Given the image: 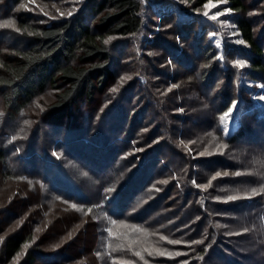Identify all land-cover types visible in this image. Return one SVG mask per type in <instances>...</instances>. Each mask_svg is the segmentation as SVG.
Returning a JSON list of instances; mask_svg holds the SVG:
<instances>
[{
  "label": "trees",
  "instance_id": "16d2710c",
  "mask_svg": "<svg viewBox=\"0 0 264 264\" xmlns=\"http://www.w3.org/2000/svg\"><path fill=\"white\" fill-rule=\"evenodd\" d=\"M182 1L0 3V264H264V0L257 24L247 0ZM209 2L231 9L221 56Z\"/></svg>",
  "mask_w": 264,
  "mask_h": 264
},
{
  "label": "rangeland",
  "instance_id": "374dc122",
  "mask_svg": "<svg viewBox=\"0 0 264 264\" xmlns=\"http://www.w3.org/2000/svg\"><path fill=\"white\" fill-rule=\"evenodd\" d=\"M84 1L85 0H26V2H24V5H26V6L28 5L27 8L25 7L28 12L38 13V14L43 16V19H46L47 21H49V20L61 19L64 17L65 14H68V13L72 14L74 12L79 11L81 9V6L84 3ZM140 1L143 4V8H145V10L148 12L147 14H150V12L152 11L156 16H157L158 12L166 10V8H168L167 10H174V9L176 10V8L179 7L178 4L180 5L181 3H183L182 0H140ZM256 1H258V0H256ZM251 2H253V0H247L246 1L247 6L251 5V6H249L251 11H249L248 16H252V17L254 16L253 20H255L256 24H257L258 22H260V20L257 18L259 12L255 11V10L258 7H260L262 2L261 3L259 2L257 4H253V5L251 4ZM207 4L215 5V6L206 8L204 5L202 7V9L198 10L199 13H196V14L200 15L201 21L204 24H207L209 26V28L212 30V32L215 33L212 36H210V39H211L210 42H212V44H214V47L219 52V56H221L224 53V47H225V41H224L225 33L224 32L227 31V33L229 35L231 33L230 30H231L232 25L227 20L229 12L228 13L224 12V10L227 8V6H225V4H223L222 2H217V3L216 2H209ZM252 6H256V8H253ZM188 8H191V7L189 6ZM217 12L222 13V15L218 16L216 20L211 19V17L215 16L217 14ZM205 13H207V15H205ZM156 16H154V18L152 19V21H151L152 24H149V25L151 26L154 24V25H156V28H157L158 27L157 24L159 23V19ZM147 20L150 21L151 19H147ZM224 29H225V31H224ZM125 41H127V40H125ZM142 41H143V38L141 36H138L137 38H135V40H132V41L129 40L127 42H129L128 43L129 46H134V48H136L138 46L139 42L141 43ZM217 41H219V46L217 45ZM122 44H123V41H117L114 43V46H116L120 49L121 47H123V46L119 47ZM119 49H117L114 52V57L120 59V56L122 53L121 63H124L125 65L128 66V68L124 72L129 74V73L133 72L131 70V66L133 65V63H131L129 61L130 59L126 55V51H124L123 48H121L120 51H119ZM122 50H123V52H121ZM146 54H148V53H146ZM142 63L146 64L144 60H142ZM129 68H130V70H128ZM124 74L125 73H123L122 75H124ZM122 75H120L119 79L123 78ZM156 78L157 77H153V82H157ZM121 81L122 80H120V82ZM124 85H129V81ZM120 86H122V84H120ZM100 97H102V96H99L98 99ZM51 98H52V91L48 90V93H46V95L44 97H42L39 102L47 104L48 102L51 101ZM189 102H191V100H189ZM81 106L84 108V104ZM92 107H94V106L91 105L90 108H92ZM235 114H236V111L234 110L231 117L225 119L226 126H228V129H229L228 132L231 131V129L234 125ZM125 238H128V237H125ZM131 242H133V241H131ZM142 247L144 248V247H148V246L145 245ZM144 249L146 250L149 248H144ZM13 264H18V263H17V261H15Z\"/></svg>",
  "mask_w": 264,
  "mask_h": 264
},
{
  "label": "snow or ice",
  "instance_id": "6c2138e0",
  "mask_svg": "<svg viewBox=\"0 0 264 264\" xmlns=\"http://www.w3.org/2000/svg\"><path fill=\"white\" fill-rule=\"evenodd\" d=\"M2 2H3V0H0V3H2ZM214 6H215V5H209V4H206V5H205L206 8H207V7H214ZM224 12H225V13L231 12V9L226 8V9L224 10ZM68 15H71V13H68ZM205 15H207V13H205ZM220 15H222V13L217 12V14H216L215 16H212L211 19L216 20L217 17L220 16ZM11 23H12L11 21H6L4 24H0V27H5V26H7L8 24H11ZM15 30H16L17 32L20 31L19 28L15 29ZM212 35H213V33H209V36H212ZM111 39H112V37H109L108 40H105V41H104V43H105V44H108L109 40H111ZM241 43H243V42L241 41ZM217 45L219 46V41H217ZM234 64L237 65V66H239L240 68H243L244 65H245V61H243V60H236V61H234ZM259 86H260V87H264V85H259ZM258 98H259L260 100L264 101V95H261V96H259ZM237 104H238V101H237V100L234 99V100L231 101V106H229V107L227 108V110L224 111L223 114H222L221 117H220V119H221L222 122H223L226 118H230V117H231V115H232L233 112H234L235 106H236ZM228 131H229L228 127L225 126V127H224V132L227 133ZM13 139H15V137H13ZM17 151H19V149H17ZM54 154H55V153H54ZM220 175H221L220 172H217V173H216V176H220ZM224 175L226 176V175H228V173L225 172ZM197 187H199V188H205V187H207V185L200 184V185H197ZM105 191L108 192V191H111V190H110V189H105ZM252 193L255 194V193H256V189H252ZM249 198H250V197H249ZM227 199H228V200H235L236 197H235V196H229ZM73 206L75 207V205H73ZM245 231H247V229H246ZM3 239H4L3 237H0V240H3ZM162 239H163V237H162ZM169 242L172 243V244L180 243V241H177V240H171V241H169ZM192 243H199V241H192ZM97 255H99V253H97ZM136 255H140V253H136ZM159 255H165V253H164L163 251H161V252H159ZM184 264H187V262L185 261Z\"/></svg>",
  "mask_w": 264,
  "mask_h": 264
}]
</instances>
